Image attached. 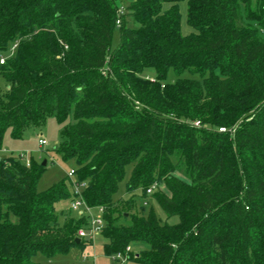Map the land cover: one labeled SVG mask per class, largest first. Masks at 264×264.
Masks as SVG:
<instances>
[{
	"label": "trees",
	"instance_id": "16d2710c",
	"mask_svg": "<svg viewBox=\"0 0 264 264\" xmlns=\"http://www.w3.org/2000/svg\"><path fill=\"white\" fill-rule=\"evenodd\" d=\"M180 1L0 0V52L12 49L0 63V148L7 129L19 139L50 116H70L56 151L86 181L85 202L102 209L105 254L139 264H264V0H187L195 31L186 35ZM114 27L120 40L110 52ZM45 165L0 157V264H38L37 252L92 242H75L85 217L58 222L69 180L37 190ZM129 165L124 209L157 183L154 199L177 223L151 208L120 210L114 196ZM131 244L142 249L126 251Z\"/></svg>",
	"mask_w": 264,
	"mask_h": 264
},
{
	"label": "rangeland",
	"instance_id": "374dc122",
	"mask_svg": "<svg viewBox=\"0 0 264 264\" xmlns=\"http://www.w3.org/2000/svg\"><path fill=\"white\" fill-rule=\"evenodd\" d=\"M171 3H164L163 9L169 8ZM125 6V3L122 4ZM178 10L181 15L180 26L181 33L183 35L194 32L193 29L187 22V0L178 2ZM125 21L128 25H132V20L129 14L126 15ZM120 40V30L118 27H114L110 52H112L118 45ZM12 52V49L0 52V58L8 57ZM144 76L153 77L155 75L154 70L147 69L143 72ZM184 76H188L185 72ZM174 74L171 71L168 75L167 80L173 81ZM0 91L6 93L7 82L0 74ZM71 117L69 116L63 123H58L54 116H50L47 120L40 126H29L23 133L22 137L15 139L11 136L10 129H7L4 133L2 145L0 148V157H7L12 155L21 154L24 158H33L39 162L46 161L45 170L41 174L37 182V190L42 191L50 187L52 184L62 180L67 179L68 171L74 167L73 160H63L56 149L60 146L61 140V130L65 125L71 123ZM44 138L47 144L40 145L38 140ZM131 174V165L126 167L124 179L119 183V189L114 200L119 201V207L122 211H127L132 214H142L143 210L146 212L148 209H153L156 216L162 223L175 224L178 222L179 217L177 215L167 216L159 204L154 199L153 193L142 194L141 190H136L134 192L135 207L131 210L124 209V200L130 195L125 192L126 183ZM179 178L184 179L180 173H175ZM159 189L167 194L169 192L162 184ZM155 191V190H154ZM153 191V192H154ZM69 199L60 200L56 203V211L58 213V222L62 223L68 215L72 217H78L75 213L68 211ZM144 205V208L141 207ZM96 214V210H93ZM144 213V212H143ZM105 242L104 237L99 234L91 242L82 246H72L65 253H58L54 256H46L41 252L35 253L32 257L33 261L38 264H139L132 260L125 259L123 262L121 259H114L113 255L105 254L103 250V243ZM131 251L137 253L142 246L130 245Z\"/></svg>",
	"mask_w": 264,
	"mask_h": 264
},
{
	"label": "built area",
	"instance_id": "2783aa9c",
	"mask_svg": "<svg viewBox=\"0 0 264 264\" xmlns=\"http://www.w3.org/2000/svg\"><path fill=\"white\" fill-rule=\"evenodd\" d=\"M124 12V7L120 6L117 9V18L115 20L116 26H119L121 23V15ZM5 58H0V63H3ZM194 125L198 126L199 122L194 121ZM219 131H223V127L218 128ZM40 145L47 144V141L44 138H40L38 140ZM20 159H22L26 165H29V159L24 158L21 154H18ZM68 180L71 185L72 198L69 202V210L75 213L78 217H85L87 219V223L81 227H79L76 231L77 237L86 241H93L97 235H99L102 231L104 220L102 217V209L94 208L89 206L84 198H83V190L86 187V181H78L75 176V168H71L67 173ZM158 187L157 183H153L149 188L146 189V193H152ZM96 210V214L93 212ZM126 251H131L130 246L126 248ZM114 259H121L123 262L127 259V255L124 253L118 252L113 254Z\"/></svg>",
	"mask_w": 264,
	"mask_h": 264
},
{
	"label": "water",
	"instance_id": "95a60500",
	"mask_svg": "<svg viewBox=\"0 0 264 264\" xmlns=\"http://www.w3.org/2000/svg\"><path fill=\"white\" fill-rule=\"evenodd\" d=\"M42 164L45 165V164H46V161L44 160V161L42 162ZM80 241H81V239H80L79 237H76V238H75V242H76V243H79Z\"/></svg>",
	"mask_w": 264,
	"mask_h": 264
}]
</instances>
